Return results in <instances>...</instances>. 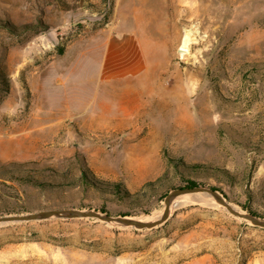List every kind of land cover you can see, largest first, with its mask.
Wrapping results in <instances>:
<instances>
[{
    "label": "rangeland",
    "instance_id": "obj_1",
    "mask_svg": "<svg viewBox=\"0 0 264 264\" xmlns=\"http://www.w3.org/2000/svg\"><path fill=\"white\" fill-rule=\"evenodd\" d=\"M116 70L112 92L72 90ZM93 100L127 113L120 130L64 120ZM189 180L264 215V0H0V216H147ZM187 200L150 230L0 225V264H264V228Z\"/></svg>",
    "mask_w": 264,
    "mask_h": 264
},
{
    "label": "water",
    "instance_id": "obj_2",
    "mask_svg": "<svg viewBox=\"0 0 264 264\" xmlns=\"http://www.w3.org/2000/svg\"><path fill=\"white\" fill-rule=\"evenodd\" d=\"M190 196L194 202L214 203L225 208L230 215L245 220L252 226L264 228V216L248 211L238 210L217 189L210 186L195 185L172 189L164 198L163 208L147 216L111 215L101 209L52 208L27 214H10L0 216V225L12 222H28L45 219H79L92 218L105 222L113 227L134 228L136 230L153 229L163 225L171 216L175 201ZM186 202V201H185Z\"/></svg>",
    "mask_w": 264,
    "mask_h": 264
},
{
    "label": "crops",
    "instance_id": "obj_3",
    "mask_svg": "<svg viewBox=\"0 0 264 264\" xmlns=\"http://www.w3.org/2000/svg\"><path fill=\"white\" fill-rule=\"evenodd\" d=\"M115 61L105 60L103 61L102 67H112L117 68L118 66ZM119 71L108 72L107 80L109 81L106 85L95 84L85 86L84 84H75L73 87V92H80L88 88L93 93L105 88L107 92H112L118 88L120 83ZM90 87V88H89ZM90 107L86 104L81 105L78 108H71L67 113H65L64 120L68 121L72 129H78L84 133L98 130H120L121 124L126 123L125 118L127 116L126 112H121L116 109H102L96 107L95 100L92 101Z\"/></svg>",
    "mask_w": 264,
    "mask_h": 264
},
{
    "label": "trees",
    "instance_id": "obj_4",
    "mask_svg": "<svg viewBox=\"0 0 264 264\" xmlns=\"http://www.w3.org/2000/svg\"><path fill=\"white\" fill-rule=\"evenodd\" d=\"M81 179L85 183H87V184H89L91 186H94V187H97L98 186L97 185V179L95 177H92V178L89 177V174H88V170L87 169L82 170ZM195 185H199V184H197L193 180H189L188 183L185 186H190L191 187V186H195ZM111 186L115 187V189H116L115 191L118 192L122 198L128 199V198H131L132 197V195L123 187V185L121 183H114ZM214 189H216V188H214ZM251 213L256 214V215H260V214H258L256 212H251Z\"/></svg>",
    "mask_w": 264,
    "mask_h": 264
},
{
    "label": "bare ground",
    "instance_id": "obj_5",
    "mask_svg": "<svg viewBox=\"0 0 264 264\" xmlns=\"http://www.w3.org/2000/svg\"><path fill=\"white\" fill-rule=\"evenodd\" d=\"M188 38H190V32H188L187 34H186V40L185 41H187V39ZM190 41V40H189ZM188 42V41H187ZM180 51L181 52H186V49H184V47L183 48H180ZM182 198H187L188 200H190V196H185V197H182ZM175 203H178V201H175ZM174 203V204H175ZM175 207V206H174ZM235 207V206H234ZM236 208V207H235Z\"/></svg>",
    "mask_w": 264,
    "mask_h": 264
}]
</instances>
